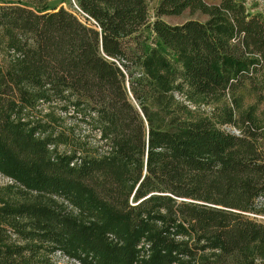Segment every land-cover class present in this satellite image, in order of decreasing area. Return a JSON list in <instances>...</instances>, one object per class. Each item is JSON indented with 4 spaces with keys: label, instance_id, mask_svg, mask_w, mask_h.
Listing matches in <instances>:
<instances>
[{
    "label": "trees",
    "instance_id": "1",
    "mask_svg": "<svg viewBox=\"0 0 264 264\" xmlns=\"http://www.w3.org/2000/svg\"><path fill=\"white\" fill-rule=\"evenodd\" d=\"M74 3L95 23L0 0V264H264V124L236 112L264 84V8ZM185 9L206 18H161ZM174 90L232 104L187 116Z\"/></svg>",
    "mask_w": 264,
    "mask_h": 264
},
{
    "label": "rangeland",
    "instance_id": "2",
    "mask_svg": "<svg viewBox=\"0 0 264 264\" xmlns=\"http://www.w3.org/2000/svg\"><path fill=\"white\" fill-rule=\"evenodd\" d=\"M61 1L62 4L65 6L73 5V0H56ZM159 0H146L147 9L149 18H154V12L155 7L157 5ZM207 2H212L213 0H206ZM260 3L259 5H255L253 3V0H246L247 6L249 7L250 11H257L264 8V0H257ZM161 18L164 19L167 22L170 23H177L182 22L188 18H197L199 20H204L206 18V15L199 12L194 11L190 12L188 9L183 10L180 14H163L161 15ZM8 50L5 47L4 42L1 40L0 35V66H4L6 62L8 61ZM174 96L177 101L181 102L185 105L186 108V115L187 116H199V115H209L213 116V113L215 108H218L220 106H231V97L229 95H224L221 97H218L213 100H202V99H191L189 98L185 93L179 92L177 90H174ZM238 104L239 108L236 109V112L239 110H244L245 108L249 107L250 105H253L255 115L260 120L262 124H264V84L262 87H260L259 91H253L248 88H242L240 91H238ZM226 126L229 129H234L235 126L227 124ZM237 129V128H236ZM259 145L264 149V135L258 138ZM7 183H13V180L8 179L6 176L0 175V187L5 186ZM0 194H3V190H0ZM262 201V208L263 212L257 214V217L264 220V198L261 199ZM50 263L49 264H81L78 261L69 258L65 255H63L60 252H55L50 255Z\"/></svg>",
    "mask_w": 264,
    "mask_h": 264
},
{
    "label": "built area",
    "instance_id": "3",
    "mask_svg": "<svg viewBox=\"0 0 264 264\" xmlns=\"http://www.w3.org/2000/svg\"><path fill=\"white\" fill-rule=\"evenodd\" d=\"M74 8L77 10V12L79 13V15L82 17V18H84L85 16H87L92 22H93V24L95 23V21L92 19V18H90L85 12H83L75 3H74ZM235 132H238L239 130L238 129H236V128H234L233 129ZM0 175H2L1 173H0ZM3 176V175H2ZM7 177V176H6ZM8 179H10V180H12L10 177H7Z\"/></svg>",
    "mask_w": 264,
    "mask_h": 264
}]
</instances>
